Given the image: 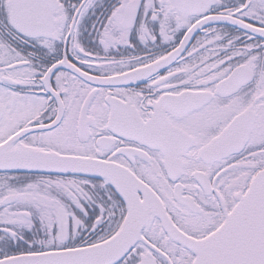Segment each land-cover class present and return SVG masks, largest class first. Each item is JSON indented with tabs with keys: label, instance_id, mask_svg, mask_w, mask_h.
I'll list each match as a JSON object with an SVG mask.
<instances>
[{
	"label": "snow or ice",
	"instance_id": "obj_1",
	"mask_svg": "<svg viewBox=\"0 0 264 264\" xmlns=\"http://www.w3.org/2000/svg\"><path fill=\"white\" fill-rule=\"evenodd\" d=\"M0 264H264V0H0Z\"/></svg>",
	"mask_w": 264,
	"mask_h": 264
}]
</instances>
